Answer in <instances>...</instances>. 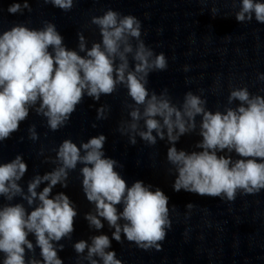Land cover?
<instances>
[{
	"label": "clouds",
	"instance_id": "1",
	"mask_svg": "<svg viewBox=\"0 0 264 264\" xmlns=\"http://www.w3.org/2000/svg\"><path fill=\"white\" fill-rule=\"evenodd\" d=\"M74 2L78 0H43L64 12L71 11ZM232 3L239 4L237 22L255 18L264 24V0ZM24 10L32 11L29 0H13L7 9L12 15ZM217 11L212 9L213 16ZM90 23L99 29L101 40L88 47L78 32L76 49L64 44V37L50 21L40 28L18 23L0 29V144L19 131L31 111L42 116L51 131H57L67 125L85 96L99 101L122 85L133 103L125 105L130 119L121 121L119 131L132 145L137 136L149 146L158 139L167 140L166 159L175 171L174 191L234 201L238 193L253 195L264 190V95L252 94L247 87L233 88L223 111L208 109L207 100L192 91L176 104L166 88L157 94L147 87L149 75L166 70L168 61L141 39L142 25L136 16L108 9L93 16ZM258 78L264 80V75ZM234 102L238 103L233 107ZM108 111V105L101 106L97 119H106ZM197 117L201 139L195 149L199 151L178 149L180 138L196 131ZM28 133L33 141L39 138L35 125L29 126ZM106 141L103 134L79 146L64 139L54 149L56 167L34 175L26 192L20 183L28 171L23 156L0 162V197L7 201L0 203V264H64L60 241L71 239L78 211L68 195L53 194V189L57 185L67 188L69 173L77 165H82L83 193L94 205L84 219L91 229H103L106 221L113 230L111 238L101 233L91 236V243L75 242L73 249L83 260L123 264L110 250L113 240L123 242L122 236L143 250L162 249L171 228L169 197L141 180L129 186L117 171L122 165L106 156ZM41 185H45L42 190ZM17 197L27 207L12 203ZM37 248L40 259L35 255Z\"/></svg>",
	"mask_w": 264,
	"mask_h": 264
}]
</instances>
